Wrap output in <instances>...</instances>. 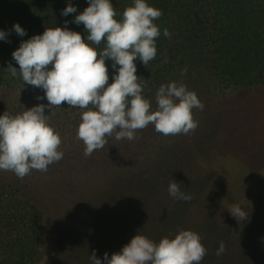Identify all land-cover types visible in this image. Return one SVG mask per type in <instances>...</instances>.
I'll list each match as a JSON object with an SVG mask.
<instances>
[{
	"label": "trees",
	"instance_id": "16d2710c",
	"mask_svg": "<svg viewBox=\"0 0 264 264\" xmlns=\"http://www.w3.org/2000/svg\"><path fill=\"white\" fill-rule=\"evenodd\" d=\"M111 2L117 20L133 6V0ZM69 3L77 12L62 16ZM146 3L160 9L162 16L155 21L161 31L155 59L147 65L135 62L136 75L146 79L143 95L155 110L162 84H185L204 104L202 111L193 109L197 129L164 136L150 124L137 132L135 140H116L113 134L103 149L85 157L84 144L76 139L81 110L66 103L46 107L45 115L61 134L64 156L47 172L32 170L23 179L0 171V264H52L62 250L63 226L80 235L76 245L102 248L96 256L102 264L106 252L110 259L138 233L158 243L164 237L174 238L179 230L201 236L208 250L201 264H264V167L256 169L251 185L243 184L247 162L264 150V121L259 119L252 132L241 134L230 148L233 138L229 142L226 134L231 126L218 113L219 105L232 94L264 86V0ZM88 6L87 0H0V31L10 33L0 40V116L48 104L46 98L37 99L44 96L42 89L7 71L9 63L19 70L12 53L47 28H63L65 21L86 41L84 26L73 21ZM14 24L27 34L17 35ZM165 28L170 38L163 35ZM105 46L102 42L97 51ZM106 65L112 83L116 70L111 60ZM172 179L191 194L190 202L169 195ZM205 179L210 180L201 188L197 183ZM234 204L248 213L247 220L237 221L230 214ZM221 242L225 251L217 256ZM81 264L92 262L82 258Z\"/></svg>",
	"mask_w": 264,
	"mask_h": 264
},
{
	"label": "clouds",
	"instance_id": "9594fccd",
	"mask_svg": "<svg viewBox=\"0 0 264 264\" xmlns=\"http://www.w3.org/2000/svg\"><path fill=\"white\" fill-rule=\"evenodd\" d=\"M87 3L89 6L73 21L84 26L87 42L80 33L69 30L65 21L63 28H47L42 35L23 41L12 53L19 70L9 63L7 71L25 84L42 89L44 96L37 99L46 98L48 104L15 115L5 111L0 116V171L13 172L23 179L32 170L47 172L50 165L62 160L61 134L51 125L45 108L64 103L82 112L76 139L83 142L85 157L103 149L113 134L116 140H135L137 132L150 124L164 136L187 135L197 129L193 109L202 111L204 104L194 91L183 83L162 84L153 110L151 101L143 95L146 79L136 75L137 60L147 65L157 55L161 31L155 21L162 11L146 0H133V6L126 7L122 19L117 20L111 0ZM76 12L69 3L61 15ZM13 30L21 37L27 34L19 24H14ZM9 34L0 31V40H6ZM163 35L171 37L167 28ZM102 42L106 46L98 52L96 46ZM106 60H111L116 70L112 83ZM181 189L179 182H169L168 193L174 200L190 202L191 194ZM229 212L237 221L248 219V213L238 204ZM201 239L194 231L179 230L174 238L164 237L157 243L138 233L110 259L105 253L104 264H201L208 251ZM224 251L221 242L216 255ZM89 259L92 264H102L95 251Z\"/></svg>",
	"mask_w": 264,
	"mask_h": 264
},
{
	"label": "rangeland",
	"instance_id": "374dc122",
	"mask_svg": "<svg viewBox=\"0 0 264 264\" xmlns=\"http://www.w3.org/2000/svg\"><path fill=\"white\" fill-rule=\"evenodd\" d=\"M254 91L255 92L251 93L244 92L232 94V98L225 100L221 105H219L218 113L219 116L222 115L221 120L223 121L224 118V122L230 124L231 126L230 130L227 132L228 134H226L230 138L229 142H231L233 138V143L231 144L230 148H234V146H236L238 140L240 139L239 137L242 136L241 134L244 133L246 136L251 133V130H253L251 129L252 126L256 122L259 124V119L264 121V86L257 88ZM233 129L235 134L234 136L231 132ZM226 135H223L224 138ZM241 160L244 161L245 158L242 157ZM230 161L234 162V160ZM247 163L249 166L247 168L248 174L243 181L245 186L251 185V183L254 181L255 172L257 171L256 169L264 167V150L255 153ZM209 180L210 179H205L197 184L201 185V188H203L205 184L209 182ZM197 184H194V187L197 188ZM259 184H262V182L259 181ZM261 229L264 230V220L262 221ZM61 231L60 237L62 250L52 264H81L82 258L83 261L89 260V257L92 255L93 251H95L96 256L102 252V248H99L97 245L88 250L83 246L76 245L77 239L80 235H78L74 229H67L66 226H63ZM254 234L255 232H253L250 235V238L246 241L247 250L249 249L251 243H253L251 239L252 235ZM118 250H122V248ZM262 252L264 253V251ZM239 254H243L242 249L239 250ZM238 255L236 254L233 259L237 260L236 256Z\"/></svg>",
	"mask_w": 264,
	"mask_h": 264
}]
</instances>
